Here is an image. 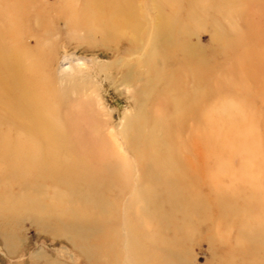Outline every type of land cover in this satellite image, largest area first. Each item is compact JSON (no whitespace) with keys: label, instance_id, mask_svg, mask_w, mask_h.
<instances>
[{"label":"rangeland","instance_id":"rangeland-1","mask_svg":"<svg viewBox=\"0 0 264 264\" xmlns=\"http://www.w3.org/2000/svg\"><path fill=\"white\" fill-rule=\"evenodd\" d=\"M0 63V264H264V0H0Z\"/></svg>","mask_w":264,"mask_h":264},{"label":"bare ground","instance_id":"bare-ground-1","mask_svg":"<svg viewBox=\"0 0 264 264\" xmlns=\"http://www.w3.org/2000/svg\"><path fill=\"white\" fill-rule=\"evenodd\" d=\"M91 1V0H90ZM102 6V5H101ZM95 7V8H94ZM93 8H91L90 10H94L93 11V14L92 17L95 19V18H98V17H95V16H100V17H108V22L106 24L108 25H111L114 27V23H116V25L120 26V27H123L125 29H131V31L133 32V34L135 35L137 33V30L139 28V24L136 23L134 21L135 19V16H134V13L133 11L131 10H125L126 12H124V8H122V6H118V7H114L112 9L110 8H100V6H94ZM109 9V10H108ZM107 11V12H105ZM130 11V12H129ZM133 15H132V14ZM100 17L98 18L100 22H104V20H100ZM106 21V20H105ZM165 21L167 22L165 24H163L161 27L159 26L158 29L155 31V32H159L160 34H164L162 33V31L165 32V35L168 31V29H171L173 31H175V28L178 27V22L179 20H170V19H165ZM141 25V24H140ZM103 26V24H102ZM131 26V27H130ZM135 26V27H134ZM105 27V25H104ZM107 29H104V31H106ZM140 31V30H139ZM164 36V35H163ZM167 36V35H166ZM170 36V35H169ZM163 40V39H162ZM166 41V43L170 44L169 42H172V41H169L168 40H164ZM3 66L1 65L0 63V73L3 71L2 70ZM201 80V79H200ZM33 82V81H32ZM31 84V83H30ZM32 85V84H31ZM6 90L7 92L5 91V93L2 94V91H0V95H3L7 97L9 101V111H11L12 113V116L15 117V118H20L22 116H20V114L17 113V110L15 108V105H19L20 108H21V113L23 115H26V117L30 118V119H33L34 121H36V119L40 116V113L38 111H36L35 109V106L36 105V100L38 99L36 97V94L35 93H25V89L22 87V86H11L10 88L9 87H6ZM62 90V89H61ZM38 91V90H37ZM65 91V90H64ZM67 96V95H66ZM70 96V95H69ZM198 96V95H197ZM21 97V98H20ZM62 100H64L62 97H60ZM183 99L184 101H188L189 100V97L187 98H181ZM178 102V100H177ZM74 104V103H73ZM80 105V104H79ZM80 108V106H79ZM18 109V108H17ZM74 109V108H73ZM78 109V108H77ZM138 113V112H137ZM137 116V114H136ZM64 117V116H63ZM8 119V118H7ZM22 119V118H21ZM9 120V119H8ZM38 120V119H37ZM24 122V121H23ZM11 124V123H10ZM8 125V124H7ZM38 125V124H37ZM27 126V125H26ZM39 128H41V134L43 136H47L48 134L51 135L52 131V125L51 126H48V127H43L44 124L43 123H39ZM8 127V126H7ZM171 136V135H170ZM16 140V139H15ZM171 141V140H170ZM195 141V140H194ZM198 143V142H197ZM196 143V144H197ZM7 145V144H6ZM174 145V143H173ZM195 145V144H194ZM172 147V146H171ZM195 148V146H194ZM193 148V149H194ZM1 149H3L1 147ZM97 150V149H96ZM197 152V151H196ZM195 154V153H194ZM177 155V158L176 156H174V159L173 157H166V162H167V167H178L176 164L179 165V167H181L182 165L177 163L175 160L176 159H179V157L181 155H179L178 153L176 154ZM187 159V158H186ZM189 159V158H188ZM180 160V159H179ZM191 161V160H190ZM197 161V160H196ZM187 162V161H186ZM90 163V162H89ZM196 164V163H195ZM201 164V163H200ZM15 165V164H14ZM21 165V164H20ZM191 166V165H190ZM194 166V165H193ZM196 166V165H195ZM199 166V165H198ZM201 167V166H200ZM10 169V167H9ZM194 169V168H193ZM197 169V168H196ZM14 170V169H13ZM196 171V170H195ZM85 181V180H84ZM111 181V180H110ZM87 182V181H86ZM89 182V181H88ZM87 182V183H88ZM112 186V185H111ZM138 186V185H137ZM106 191V190H105ZM121 194V193H120ZM86 198V197H85ZM24 203V202H23ZM26 207V206H25ZM86 218V217H84ZM83 218V219H84ZM9 219V218H8ZM13 219V218H12ZM10 220V219H9ZM88 222V220H87ZM90 222L93 223V221L90 220ZM112 228V227H110ZM113 229V228H112ZM246 229V227H245Z\"/></svg>","mask_w":264,"mask_h":264}]
</instances>
